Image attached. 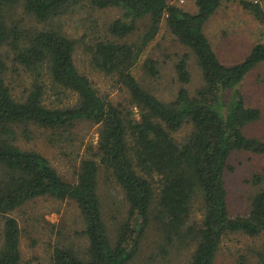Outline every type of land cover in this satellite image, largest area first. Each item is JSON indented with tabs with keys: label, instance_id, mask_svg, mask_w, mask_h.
I'll list each match as a JSON object with an SVG mask.
<instances>
[{
	"label": "trees",
	"instance_id": "1",
	"mask_svg": "<svg viewBox=\"0 0 264 264\" xmlns=\"http://www.w3.org/2000/svg\"><path fill=\"white\" fill-rule=\"evenodd\" d=\"M88 2L98 9L121 10V17L108 27L114 37L134 33L139 20L149 19V28L138 43L101 40L90 50L92 65L117 77L129 92L139 117L124 115L99 96L74 64V41L49 24L81 0H0V264L21 261L20 230L8 214L42 197L73 201L82 219L80 234L87 241L85 257L71 246L56 244L52 264H128L137 255L138 240L151 220L158 225L165 243L195 245L189 264H213L227 233L240 231L257 236L264 232V189L254 195L248 216L230 218L223 180L232 151L264 154V142L242 133V128L256 121L260 112L245 105L237 88L249 71L264 62V45H254L243 61L233 65L218 60L204 26L220 0H195V13L170 5L167 0ZM241 5L264 25V12L258 4L242 1ZM17 8L46 26L39 30L22 28L12 19ZM163 19L170 32L196 57L203 81L193 95L185 88L190 74L184 55L175 65L182 87L168 102L144 90L131 71L143 48L157 35ZM5 46L13 64L33 81L21 100L12 96L5 79L9 69L4 60ZM145 68L151 75L157 74L153 60L148 59ZM44 76L56 87L75 93L77 103L65 108L44 105ZM81 120L98 124L100 129L92 153L95 159L81 162L73 182L64 180L42 154L22 150L15 143L18 129L27 137L29 126L59 131ZM186 125L191 131L178 142L173 134ZM100 168L114 178L128 204L127 219L119 226L113 245L98 196ZM196 200L202 213L199 221L192 217ZM259 258L264 264V250Z\"/></svg>",
	"mask_w": 264,
	"mask_h": 264
},
{
	"label": "rangeland",
	"instance_id": "2",
	"mask_svg": "<svg viewBox=\"0 0 264 264\" xmlns=\"http://www.w3.org/2000/svg\"><path fill=\"white\" fill-rule=\"evenodd\" d=\"M170 5L195 13V0H167ZM242 1L258 4L264 12V0H220V6L204 26L213 52L224 65L239 63L249 55L256 44L264 45V25L243 8ZM121 17L117 8L98 9L88 0L68 6L64 13L52 19L49 24L74 41L73 61L77 70L85 75L93 87L105 100L112 103L124 115L138 119V110L133 104L126 87L115 75H107L97 70L91 61L90 50L101 40L135 44L149 28V19L137 22V29L126 37L118 38L110 34L108 27ZM13 21L22 28L39 30L46 23L36 22L32 16L17 8ZM4 60L9 68L6 82L12 96L21 100L31 88L32 78L18 65L13 64L11 52L3 47ZM187 56L190 81L185 88L191 95L203 84L196 57L182 45L168 29L165 20L159 24L155 38L140 53L131 71L139 85L164 102L173 100L179 88L176 63ZM148 59L155 62L156 75L145 68ZM43 103L49 108H65L77 103L75 93L56 87L43 77ZM245 105L258 109L259 118L242 128L247 138L264 142V62L249 71L237 87ZM226 97L229 99L230 93ZM100 125L90 121H75L70 127L59 130H44L29 126L25 137L18 129L16 144L26 151H37L46 157L50 165L66 181H75L80 164L93 158ZM191 131L186 125L173 134L180 142ZM98 162V160L96 159ZM98 196L102 207V219L108 238L113 245L119 226L127 219L128 204L121 188L114 178L103 168L98 172ZM224 186L230 218L246 217L255 194L264 189V154L245 150L232 151L224 170ZM14 218L20 230V264H52V250L56 244L71 246L79 256H86L87 241L81 236L83 228L81 215L73 201H58L42 197L27 202L8 214ZM192 217L202 218L200 203L195 201ZM134 222V221H133ZM137 255L128 264H189L195 245L167 244L156 222L150 221L139 238ZM3 243V217L0 215V248ZM264 250V232L248 236L240 231L227 233L221 240L213 264H261L259 254Z\"/></svg>",
	"mask_w": 264,
	"mask_h": 264
}]
</instances>
